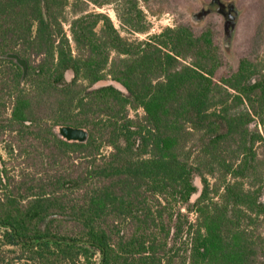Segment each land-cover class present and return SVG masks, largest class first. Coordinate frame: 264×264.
<instances>
[{
    "label": "trees",
    "instance_id": "1",
    "mask_svg": "<svg viewBox=\"0 0 264 264\" xmlns=\"http://www.w3.org/2000/svg\"><path fill=\"white\" fill-rule=\"evenodd\" d=\"M144 8L0 0V264H264V63Z\"/></svg>",
    "mask_w": 264,
    "mask_h": 264
},
{
    "label": "rangeland",
    "instance_id": "2",
    "mask_svg": "<svg viewBox=\"0 0 264 264\" xmlns=\"http://www.w3.org/2000/svg\"><path fill=\"white\" fill-rule=\"evenodd\" d=\"M221 2L225 5H232L238 12L235 18V29L231 36L226 35L224 19L222 15L216 12V9L199 23L192 20L194 14L209 8L211 0H148L149 8H144V11L148 22L151 24L150 33L147 35H134L133 37L125 32L122 34L144 41L150 36L161 34L165 28H173L176 25L187 26L196 35L211 31L222 58L220 77L236 72L242 59H248L254 63H264V0H221ZM98 11L108 15L115 26L118 29L121 28L112 6H106ZM66 78L67 81H71L73 74L68 72ZM110 84H112L110 81L102 82L97 87ZM139 116H143L142 111L139 112ZM108 153L109 149L103 151V155ZM0 156L8 161L1 144ZM9 169L14 171V167L11 165H9ZM195 184L201 191L202 183L200 179H196ZM199 194L192 198V203L198 199ZM191 219L194 221L195 216L192 215ZM94 264H100L99 255L95 258Z\"/></svg>",
    "mask_w": 264,
    "mask_h": 264
},
{
    "label": "water",
    "instance_id": "3",
    "mask_svg": "<svg viewBox=\"0 0 264 264\" xmlns=\"http://www.w3.org/2000/svg\"><path fill=\"white\" fill-rule=\"evenodd\" d=\"M227 6L221 2V0H211V5L208 9H203L202 11L194 14L192 20L195 23H199L202 20H205L214 9L216 12L224 17H229L228 21L224 23V30L227 36H231L232 32L235 29V18L238 15V12L234 9L232 5L229 6L230 11L226 12ZM9 58L15 59V61L22 67L24 71V78L27 75V64L24 60L20 59L16 55H10ZM59 137L65 139L68 142H78L86 143L89 138V134L84 129H78L73 127H62L59 130Z\"/></svg>",
    "mask_w": 264,
    "mask_h": 264
},
{
    "label": "flooded vegetation",
    "instance_id": "4",
    "mask_svg": "<svg viewBox=\"0 0 264 264\" xmlns=\"http://www.w3.org/2000/svg\"><path fill=\"white\" fill-rule=\"evenodd\" d=\"M226 6H227V8H226V12H229V11H230V8H229L230 5H226ZM222 17H223L225 23H226V22L228 21V19H229L228 16H227V17L222 16Z\"/></svg>",
    "mask_w": 264,
    "mask_h": 264
}]
</instances>
